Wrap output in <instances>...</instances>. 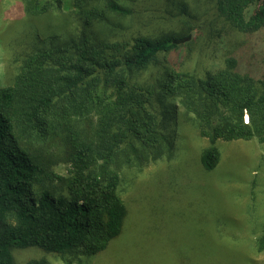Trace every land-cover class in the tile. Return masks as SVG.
<instances>
[{
    "label": "trees",
    "instance_id": "1",
    "mask_svg": "<svg viewBox=\"0 0 264 264\" xmlns=\"http://www.w3.org/2000/svg\"><path fill=\"white\" fill-rule=\"evenodd\" d=\"M25 2L31 14L71 10L82 27L78 35H37L39 48L22 55L10 82L0 85V264H15L13 251L28 247L62 257L78 246L97 254L127 235L118 159L142 160V150L156 151L158 158L163 145L169 147L165 129L175 120L177 102L207 140L198 154L207 172L218 165V141L264 143V73L244 84L236 62L228 61L232 71L200 76L164 69L155 80L145 79L143 72L183 37L97 38L90 30L94 20L106 19L107 11L129 13L119 0ZM213 5L238 32L264 28V0ZM251 5L257 13L247 15ZM256 245L264 249V227Z\"/></svg>",
    "mask_w": 264,
    "mask_h": 264
},
{
    "label": "rangeland",
    "instance_id": "2",
    "mask_svg": "<svg viewBox=\"0 0 264 264\" xmlns=\"http://www.w3.org/2000/svg\"><path fill=\"white\" fill-rule=\"evenodd\" d=\"M119 1L129 13L107 11L106 19L94 20L90 30L97 38L188 36L160 54V63L143 72L145 79L155 80L164 69L200 76L221 68L232 71L228 61L236 62L244 84L264 73V28L238 32L217 13L213 0ZM256 13V5L246 11ZM75 17L56 8L47 15L31 14L25 0H0V85L10 82L22 55L39 48L37 35L44 40L78 35L82 26ZM177 104L175 120L165 129L169 147L164 144L158 158H153L158 152L133 142L145 158L125 163L128 155L121 154L118 159V193L129 212L127 235L97 254L79 246L64 257L37 247L17 249L15 264L34 258L47 264H264V249L256 245L264 227V143L218 141V165L207 172L198 163L207 140L191 125V113ZM81 125L88 128L86 121Z\"/></svg>",
    "mask_w": 264,
    "mask_h": 264
},
{
    "label": "water",
    "instance_id": "3",
    "mask_svg": "<svg viewBox=\"0 0 264 264\" xmlns=\"http://www.w3.org/2000/svg\"><path fill=\"white\" fill-rule=\"evenodd\" d=\"M186 39H188V36L187 37H183V38L176 39L175 42H183Z\"/></svg>",
    "mask_w": 264,
    "mask_h": 264
}]
</instances>
